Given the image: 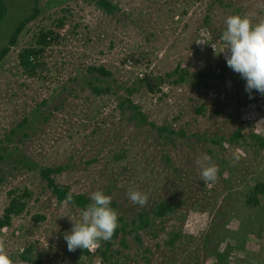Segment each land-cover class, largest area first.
Masks as SVG:
<instances>
[{"label": "rangeland", "instance_id": "rangeland-1", "mask_svg": "<svg viewBox=\"0 0 264 264\" xmlns=\"http://www.w3.org/2000/svg\"><path fill=\"white\" fill-rule=\"evenodd\" d=\"M98 1L5 0L0 221L28 196L0 264H264V186L246 202L264 183V0ZM41 30L58 37L24 67ZM47 167L94 209L59 201ZM113 226L105 256L81 252Z\"/></svg>", "mask_w": 264, "mask_h": 264}, {"label": "trees", "instance_id": "trees-1", "mask_svg": "<svg viewBox=\"0 0 264 264\" xmlns=\"http://www.w3.org/2000/svg\"><path fill=\"white\" fill-rule=\"evenodd\" d=\"M98 3L100 4V6L108 8L109 11H111V5L109 4V2L107 0H99ZM7 9H8V6H7V3L5 2V0H0V23L4 19V16L6 14ZM37 14H38V10H34L32 16L30 18H28V20L33 19ZM24 23H21L20 27L15 31V35L13 36L11 43H14V41L16 40V35L19 34L22 31V29L24 28ZM61 25H63V22H61ZM40 33L41 34H40V38H39L38 43L41 46L33 47L31 49H24L20 54L22 62H23L22 64L24 67L25 66H31V68L34 67V65L37 64L38 57H41L44 50L47 47H49L50 45H52L53 42L58 37L53 30H41ZM8 52H9V47H3L0 50V63H1V59L4 58L8 54ZM92 72H100V73H103V75H109L110 74L109 72L104 71L101 68H92ZM93 89L96 93H101V90L98 89L97 87H94ZM240 138H242V131L238 130L234 135H232L230 140L233 142H239L238 140ZM251 138L253 140H256L258 142V144L262 148H264V138L262 136L252 135ZM54 171H55L54 169L48 168V167L47 168H41L40 174L42 176V179L47 181V186L52 190V193L55 195V197L59 201L70 199V200L74 201L75 204L81 208L89 207L91 209H94V207L91 206V204H90V200L87 197H85V195L72 194V193H70V190L68 187L62 186L61 184L57 183L56 179L54 177H52V174L54 173ZM254 184L255 185L252 188L253 197L252 198L248 197L247 201H246L247 204H249V205L250 204H259L260 201L256 195L259 191L263 190V186H264V183L256 182ZM26 196H28L27 191L24 192L21 197L15 196L12 198L8 207L5 208V216H4V219L2 221H0V226L3 227L6 225H9L11 218H13V216L21 214L26 209V202L24 201ZM158 209L160 212L155 211V213L157 216H160V215H163L164 213H166L167 210L170 209V206L168 204L164 203L162 205H158ZM101 211L104 213L105 210L101 209ZM140 216H141V218H143V215H140ZM141 222H143V223L135 229L136 234H138V229L140 227H143L144 225L145 226L148 225V221L147 220L145 221V219H142ZM121 230L122 229L117 228L116 226H113L109 230V232L107 233V237L105 240L102 236L89 235L82 243L81 252H83L85 255H90V256L93 255V253L91 251H89V249H88V242L90 240H94L95 242H99L98 243L99 247L95 250L94 253L103 254L105 256L107 251L110 250L112 241L115 240L117 237H119ZM136 237L139 238L138 235ZM107 240H108V242H107ZM29 252H30V250L26 251V253H29ZM22 258L27 262L30 261V259H28L27 257H24V254L22 255ZM223 260H224V258L221 257L220 264H223ZM117 264H122V263H117Z\"/></svg>", "mask_w": 264, "mask_h": 264}, {"label": "built area", "instance_id": "built-area-1", "mask_svg": "<svg viewBox=\"0 0 264 264\" xmlns=\"http://www.w3.org/2000/svg\"><path fill=\"white\" fill-rule=\"evenodd\" d=\"M92 247H94V245H92Z\"/></svg>", "mask_w": 264, "mask_h": 264}]
</instances>
